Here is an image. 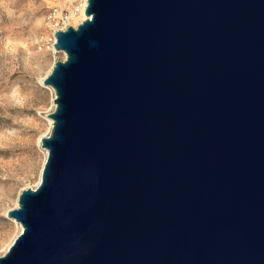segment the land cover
I'll list each match as a JSON object with an SVG mask.
<instances>
[{
	"label": "water",
	"instance_id": "obj_1",
	"mask_svg": "<svg viewBox=\"0 0 264 264\" xmlns=\"http://www.w3.org/2000/svg\"><path fill=\"white\" fill-rule=\"evenodd\" d=\"M36 188L0 264H264V0H87Z\"/></svg>",
	"mask_w": 264,
	"mask_h": 264
},
{
	"label": "rangeland",
	"instance_id": "obj_2",
	"mask_svg": "<svg viewBox=\"0 0 264 264\" xmlns=\"http://www.w3.org/2000/svg\"><path fill=\"white\" fill-rule=\"evenodd\" d=\"M82 0H0V256L23 228L7 217L19 194L36 188L47 150L41 138L52 130L55 91L43 84L65 53L40 48L53 38V8L71 10ZM82 13L72 23L82 21Z\"/></svg>",
	"mask_w": 264,
	"mask_h": 264
},
{
	"label": "built area",
	"instance_id": "obj_3",
	"mask_svg": "<svg viewBox=\"0 0 264 264\" xmlns=\"http://www.w3.org/2000/svg\"><path fill=\"white\" fill-rule=\"evenodd\" d=\"M87 7V1L82 0L80 1L77 5L73 6L71 10H63V9H58V8H53L50 18L55 22L57 25V28L55 29V32L57 30H66L69 26H74L76 27L73 23L72 20L81 13V11L86 9ZM55 32L53 38H50L46 42H43L40 45V48H47L52 50L53 52H56V49L54 47L56 37H55Z\"/></svg>",
	"mask_w": 264,
	"mask_h": 264
},
{
	"label": "bare ground",
	"instance_id": "obj_4",
	"mask_svg": "<svg viewBox=\"0 0 264 264\" xmlns=\"http://www.w3.org/2000/svg\"><path fill=\"white\" fill-rule=\"evenodd\" d=\"M85 1H87V0H85ZM82 18H83V20L86 18L84 9H83V13H82ZM51 122L53 123V121H51Z\"/></svg>",
	"mask_w": 264,
	"mask_h": 264
}]
</instances>
